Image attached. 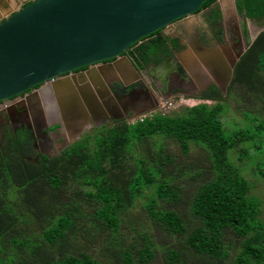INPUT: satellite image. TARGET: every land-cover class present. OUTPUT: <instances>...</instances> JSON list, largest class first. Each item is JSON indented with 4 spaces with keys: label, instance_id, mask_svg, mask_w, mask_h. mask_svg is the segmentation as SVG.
Listing matches in <instances>:
<instances>
[{
    "label": "trees",
    "instance_id": "1",
    "mask_svg": "<svg viewBox=\"0 0 264 264\" xmlns=\"http://www.w3.org/2000/svg\"><path fill=\"white\" fill-rule=\"evenodd\" d=\"M236 10L264 26V0H236ZM156 40L159 45L143 44L141 50L153 55L162 44L161 37ZM235 86L261 104L256 111L243 110V126L227 131L221 115ZM226 91L210 84L200 97L211 104L114 123L93 142L85 133L46 163H27L15 150L0 157V264H102L79 251L85 246L76 245L77 225L85 233L108 230L123 264L151 263L154 248L147 234H141V247H124V216L138 203L155 230L184 236L187 249L201 260L264 264L262 202L243 175L249 164L264 177L262 157L256 158L264 142V30L235 64ZM248 94L236 100L248 103ZM182 176L198 181L185 202ZM182 204L188 220L181 217ZM165 259L182 264L174 248Z\"/></svg>",
    "mask_w": 264,
    "mask_h": 264
},
{
    "label": "flooded vegetation",
    "instance_id": "2",
    "mask_svg": "<svg viewBox=\"0 0 264 264\" xmlns=\"http://www.w3.org/2000/svg\"><path fill=\"white\" fill-rule=\"evenodd\" d=\"M31 1L0 0V21ZM229 1L227 4L215 0L156 34L141 38L121 55L131 63L130 70L124 67L123 73L117 70L112 73L107 68L115 60L102 61L0 100V157L15 150L21 152L27 163H46L77 141L75 134L86 126L105 127L129 118L132 121L139 113H157L160 105L172 96L187 95L203 101L200 97L203 91L210 84H217L205 69L201 74L196 71L199 76H195L186 68L189 54L200 64L205 49L222 45L237 48L247 43L252 26L262 27L236 10V0ZM158 37L162 38L160 50L153 55L141 50L143 44L159 45ZM63 80L69 81L71 89ZM70 91L76 93V100L66 98ZM133 99L134 105L128 101Z\"/></svg>",
    "mask_w": 264,
    "mask_h": 264
},
{
    "label": "water",
    "instance_id": "3",
    "mask_svg": "<svg viewBox=\"0 0 264 264\" xmlns=\"http://www.w3.org/2000/svg\"><path fill=\"white\" fill-rule=\"evenodd\" d=\"M205 1L33 0L0 21V100L102 61L115 60L107 68L112 73H123L124 67L130 70L131 63L121 55L131 45L195 13ZM263 30L264 26H252L247 43L237 48L222 45L203 51L201 65L208 67L222 93L231 82L235 64ZM189 56L186 68L198 76L201 66ZM65 96L77 97L72 91ZM91 99L97 106L94 95ZM128 101L134 105V99Z\"/></svg>",
    "mask_w": 264,
    "mask_h": 264
},
{
    "label": "rangeland",
    "instance_id": "4",
    "mask_svg": "<svg viewBox=\"0 0 264 264\" xmlns=\"http://www.w3.org/2000/svg\"><path fill=\"white\" fill-rule=\"evenodd\" d=\"M222 3L228 4L230 3V1L226 0L223 1ZM203 67L206 69L207 75L212 80L214 76L211 75V72L208 69V67L205 66ZM245 93L246 92L243 91L242 88H240V86H235V89L230 92L231 97L227 100V105H226L227 108L224 110V112L221 115V120L223 121V125L227 131L243 126V124L245 123L243 122L244 121V116L242 114L243 110L250 109L252 111H256L260 108L259 105L261 104V102L260 100L256 99V96L254 94L252 97L247 93L251 98V100L248 103H243L240 102L239 100H236V97L243 96L242 101H244L245 97L247 96V94ZM223 95H227V91L223 93ZM168 99H170L169 101L172 105L168 104L167 108L165 109L167 113H170L172 111L176 112L182 106H193L201 102V100L196 99L194 97H188L187 95L172 96L169 97ZM207 103L211 104L210 101H207ZM254 114L260 115L258 113H254ZM130 119L131 118H129L128 120L131 121ZM101 131L103 132L104 128L102 127L101 124H98V125L86 126L84 129H82L80 132H78L75 135L78 137L79 140V137H82L86 133V137L89 138V141L93 142L94 136L99 135ZM71 143L73 144V142ZM71 143L69 144V146L71 145ZM260 147H261L259 149L260 153L256 154L257 155L256 158L258 159L259 157H262V161L264 162V142ZM177 150L179 151L178 148ZM195 160L201 162L198 156H195ZM244 161L245 159L242 160L241 163H243ZM235 162L238 163L240 161L236 159ZM190 163L192 165H196L195 162L192 160L190 161ZM258 165H260L259 162ZM252 172H253V168L251 165L248 164L247 169L243 172V175L252 184L251 186L252 195H256L261 200L263 216H264V177H261L260 175H255ZM184 177L185 176H182V179H180L179 184L186 193L184 194L186 196L181 194L183 196V201L185 202L186 197L188 195L191 196L188 193V191L193 193L196 190V187L198 186L197 185L198 181L185 180ZM139 204L140 203H138V205L136 206L137 208L131 210L130 214L124 216V220H123L124 225L122 226L124 232L122 234L123 242L125 245V246L123 245L124 247H130L133 243H135L134 246L136 248L141 247L144 244L141 234H147L154 248V260L148 264H168L167 260L165 259V254L167 253L168 249H173V248L174 250L180 253L182 264L212 263V262H208L207 260H201L198 255H195L194 253L190 252L187 249L184 236L168 234L163 230L162 227L157 228V230H155L154 229L155 226L152 225L151 219L147 217L143 209H140L141 207L139 206ZM180 209H184V212L180 211L181 217L188 220L189 215L187 213V209L185 208V205L182 204V207ZM192 225L194 227L198 226V224L195 222H192ZM77 226H78V230L75 234L76 245L85 246V248H81L79 251H85L86 253L90 254L93 258L100 261L102 264H123V262L119 259V257H116V251H119L118 244L114 245L113 242H109L108 230H106L105 228H101L100 230L93 228L88 233H85L81 225H77ZM131 251L133 252L132 247H131ZM187 251L189 252L191 257L187 256ZM136 264L139 263L136 262ZM174 264H178V263H174ZM220 264H231V262L229 259H227V260H223Z\"/></svg>",
    "mask_w": 264,
    "mask_h": 264
},
{
    "label": "clouds",
    "instance_id": "5",
    "mask_svg": "<svg viewBox=\"0 0 264 264\" xmlns=\"http://www.w3.org/2000/svg\"><path fill=\"white\" fill-rule=\"evenodd\" d=\"M195 61H196L197 64L199 65L198 60H195ZM200 66H201V67H200V71H202V70L205 69L204 67H202L201 63H200ZM188 70H190V69H188ZM205 70H206V69H205ZM194 71H196V70H194ZM200 71L198 70V72L201 74ZM192 72H193V71H192ZM192 76H193V74H192ZM198 76H199V75H198ZM201 102H206V103H207V101H205V100H203V101H201ZM210 102H211V101H210ZM199 103H200V102H199ZM168 104L172 105V104L170 103L169 100H168L167 102H163V104L160 105V108L158 109L157 112H165V111H166L165 109L167 108ZM153 113H155V112L139 113V116H138V117L142 118V117L150 116V115H152ZM136 119H138V118H136ZM136 119H134V120H136Z\"/></svg>",
    "mask_w": 264,
    "mask_h": 264
},
{
    "label": "crops",
    "instance_id": "6",
    "mask_svg": "<svg viewBox=\"0 0 264 264\" xmlns=\"http://www.w3.org/2000/svg\"><path fill=\"white\" fill-rule=\"evenodd\" d=\"M224 1H226V0H224Z\"/></svg>",
    "mask_w": 264,
    "mask_h": 264
}]
</instances>
